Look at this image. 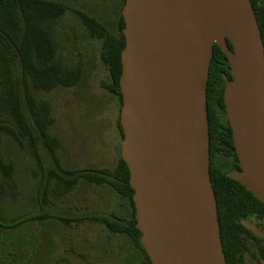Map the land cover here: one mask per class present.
Segmentation results:
<instances>
[{
	"label": "water",
	"instance_id": "obj_1",
	"mask_svg": "<svg viewBox=\"0 0 264 264\" xmlns=\"http://www.w3.org/2000/svg\"><path fill=\"white\" fill-rule=\"evenodd\" d=\"M121 16L120 156L140 243L151 264H226L206 88L216 44L232 77L223 76V103L239 170L227 177L264 207V46L250 0H125Z\"/></svg>",
	"mask_w": 264,
	"mask_h": 264
},
{
	"label": "trees",
	"instance_id": "obj_2",
	"mask_svg": "<svg viewBox=\"0 0 264 264\" xmlns=\"http://www.w3.org/2000/svg\"><path fill=\"white\" fill-rule=\"evenodd\" d=\"M100 2L103 9L114 13L115 24L111 30L81 11L71 12L89 36L100 41L99 58L109 77V83L104 87L116 98L120 113V57L125 46L121 10L125 0ZM250 3L264 46V0H250ZM68 11L62 0H0V243L9 250H16L19 245L3 235L18 230L26 220L19 213H7L5 206L18 203L26 196L24 182L16 176L17 166L28 168L33 174L34 162L40 176L36 196L38 207L47 196L49 180L58 182L57 202L68 207L74 202L67 203L65 196L77 199L76 204L83 200L82 195L88 187L95 188L101 195V203L109 205L106 213L90 211L78 220H60L97 223L109 236L122 239L124 244L127 242L138 256L139 264H151L135 226L134 192L129 185V172L121 159L120 148L114 169L74 170L64 167L58 157L60 142L49 133L53 120L51 106L37 98L38 92L76 87L81 81V70L63 66L61 57H56L57 49L66 50L64 45L69 40V32L62 21ZM227 46L231 49L228 42ZM223 76L231 79L227 58L214 44L206 88L209 174L226 264H243L249 251L247 240L255 237L238 220L256 214L264 221V207L243 185L227 177L229 172L239 170V166L223 103ZM117 129L122 140L119 116ZM6 140L12 144L18 158H6L3 151ZM39 147L44 157L38 152ZM109 207L112 208L110 211ZM256 240L264 245L262 239ZM25 245L34 253L32 243Z\"/></svg>",
	"mask_w": 264,
	"mask_h": 264
},
{
	"label": "rangeland",
	"instance_id": "obj_3",
	"mask_svg": "<svg viewBox=\"0 0 264 264\" xmlns=\"http://www.w3.org/2000/svg\"><path fill=\"white\" fill-rule=\"evenodd\" d=\"M62 1L69 10L62 19L69 32V40L64 45L66 50L61 47L57 49L56 57H61L63 66L81 70V81L76 87L38 92L37 98L51 106L53 120L49 133L60 142L58 157L64 167L74 170L114 169L121 144L117 129L119 105L116 98L104 87L109 83V77L99 58L100 41L89 36L71 10L81 11L109 29L114 27L115 16L102 8L100 0ZM4 144L3 151L7 159L19 157L8 140L4 141ZM38 152L45 156L41 147ZM45 162L47 163V160ZM32 164L33 174H30V169L25 170L23 166H17L16 176L19 181L23 180L27 193L18 203L6 204L5 211L14 215L19 213L26 222L18 230L3 235L10 239L8 241L19 245L17 244L16 250H9L0 243L1 263L139 264L138 256L132 247L127 242L124 244L120 238L109 236L99 224L87 221L67 223L60 220L80 218L71 212L106 213L108 203L105 206L101 203V195L95 188L88 187L82 195L83 200L76 204L77 199H68L65 196L67 203L74 202V205L68 207L62 202H57L60 187L56 186L58 182L49 180L47 196L41 200L39 208L36 196L40 176L34 162ZM19 195L20 192L18 198ZM111 209L109 207V211ZM27 243L33 244L34 253L27 250ZM250 262L255 263L256 260H253L248 252L243 264Z\"/></svg>",
	"mask_w": 264,
	"mask_h": 264
},
{
	"label": "flooded vegetation",
	"instance_id": "obj_4",
	"mask_svg": "<svg viewBox=\"0 0 264 264\" xmlns=\"http://www.w3.org/2000/svg\"><path fill=\"white\" fill-rule=\"evenodd\" d=\"M232 78V77H231ZM241 220H244L250 224H252L260 233L264 234V221L260 218H258V216L256 214H252V215H249L247 218L245 219H241ZM241 225V224H240ZM245 228V227H244ZM246 229V228H245ZM247 230V229H246ZM249 231V230H248ZM250 232V231H249ZM251 233V232H250ZM252 234V233H251ZM253 235V234H252ZM255 238H249L247 240V247L249 248V254H250V257L253 259V260H256L255 263H249V264H264V245L261 243V242H258L256 240V238L258 239H261L255 235H253ZM263 240V239H262ZM264 241V240H263ZM261 249H263V251H261ZM247 252V253H248ZM246 253V254H247ZM263 257V259L261 258ZM257 259L258 262H257ZM243 263H244V260H243Z\"/></svg>",
	"mask_w": 264,
	"mask_h": 264
},
{
	"label": "bare ground",
	"instance_id": "obj_5",
	"mask_svg": "<svg viewBox=\"0 0 264 264\" xmlns=\"http://www.w3.org/2000/svg\"><path fill=\"white\" fill-rule=\"evenodd\" d=\"M212 40L215 42L218 41V34H214L212 37Z\"/></svg>",
	"mask_w": 264,
	"mask_h": 264
},
{
	"label": "crops",
	"instance_id": "obj_6",
	"mask_svg": "<svg viewBox=\"0 0 264 264\" xmlns=\"http://www.w3.org/2000/svg\"><path fill=\"white\" fill-rule=\"evenodd\" d=\"M71 214H74V215H79V217H82L84 214L82 213V214H78V213H76V212H71Z\"/></svg>",
	"mask_w": 264,
	"mask_h": 264
}]
</instances>
